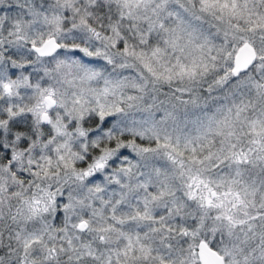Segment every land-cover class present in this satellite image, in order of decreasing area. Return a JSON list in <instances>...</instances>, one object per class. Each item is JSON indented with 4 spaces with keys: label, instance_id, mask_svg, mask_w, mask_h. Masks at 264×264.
<instances>
[{
    "label": "snow or ice",
    "instance_id": "1",
    "mask_svg": "<svg viewBox=\"0 0 264 264\" xmlns=\"http://www.w3.org/2000/svg\"><path fill=\"white\" fill-rule=\"evenodd\" d=\"M0 264H264V0H0Z\"/></svg>",
    "mask_w": 264,
    "mask_h": 264
}]
</instances>
